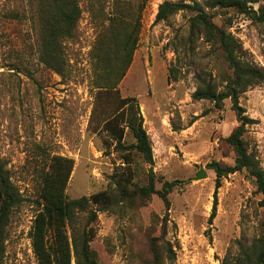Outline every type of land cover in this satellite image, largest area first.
<instances>
[{
  "label": "rangeland",
  "instance_id": "374dc122",
  "mask_svg": "<svg viewBox=\"0 0 264 264\" xmlns=\"http://www.w3.org/2000/svg\"><path fill=\"white\" fill-rule=\"evenodd\" d=\"M35 1L0 0V159L24 199L11 217L4 264H38L31 231L40 210L41 176L54 156L75 161L69 199L115 188L128 173V156L136 185H147L151 172L158 190L165 181L180 182L169 195V211L157 195L118 214L91 205L97 211L89 228L98 264L148 262L152 236H165L173 244L176 259L169 264H222L227 255L250 246L264 232V195L255 178L246 170L230 174L217 190L216 174L208 168L212 162L234 165L235 151L226 139L240 124L237 113L230 99L217 108L192 97L202 83L221 90L231 71L213 47L190 35L192 12L156 22L161 4L183 0H130L146 7L139 47L118 89L123 98L137 99L152 143V164L98 130L105 104L94 112L89 55L100 30L91 11L96 5L109 12L111 1L80 0L83 14L75 38L65 43L70 66L63 77L40 61ZM233 17L230 31L243 57L264 71V28L244 16ZM214 21L222 25L219 17ZM239 105L252 121L243 139L264 171V81L243 93ZM134 143L127 131L124 145ZM201 169L207 177L195 180ZM88 219V213L78 214L81 228Z\"/></svg>",
  "mask_w": 264,
  "mask_h": 264
},
{
  "label": "trees",
  "instance_id": "16d2710c",
  "mask_svg": "<svg viewBox=\"0 0 264 264\" xmlns=\"http://www.w3.org/2000/svg\"><path fill=\"white\" fill-rule=\"evenodd\" d=\"M96 1L98 5L109 1L112 3L109 12L102 7L94 8L96 5L91 11L92 20L100 30L89 55L91 87L96 91L94 112L102 101L105 104L98 130L108 135L118 148H124L128 154L135 151L146 163L152 164V143L137 99L123 98L118 89L139 47L146 3L135 5L130 0ZM182 11L193 13L189 20L190 35L203 39L213 47L231 71L221 90L210 83H202L192 96L197 101L208 100L217 108H221L225 100L230 99L240 123L226 139L235 151L234 165H221L217 162L208 165L216 174V189L221 187L224 177L246 170L255 178L258 192L264 195V171L259 167L255 156L249 153L243 139L246 126L252 121L244 116V110L239 105L243 93L264 81V71L243 57L242 46L230 31L234 25L233 14L244 16L264 28V0L166 1L159 6L156 22H167ZM82 14L80 0L35 1L33 18L39 26L40 61L62 77L70 66L65 43L75 38ZM218 17L222 20V25L215 23L214 20ZM127 131L135 138V143L129 147L124 145ZM125 161L129 165L128 173L115 188L91 198L69 199L67 188L75 161L63 156L51 158L48 169L41 176V200L38 201L40 210L35 216L31 231L38 264H98V256L91 247L94 232L89 228L96 221L97 211L91 210V205H97L98 211L118 214L132 209L138 203L144 206L152 196L157 195L169 211V195L180 182L165 181L161 190H158L156 177L151 172L148 184L138 186L133 182L134 174L129 156L125 157ZM23 200L19 189L11 181L6 164L0 159V264H4L5 260L7 230L12 214ZM261 205L264 207V198ZM79 213L89 214L88 223L83 228L78 223ZM163 222L166 235L167 219ZM149 242L151 259L142 264H169L176 259L174 246L165 236H152ZM222 264H264V232L250 246L242 247L236 256L227 255Z\"/></svg>",
  "mask_w": 264,
  "mask_h": 264
},
{
  "label": "water",
  "instance_id": "95a60500",
  "mask_svg": "<svg viewBox=\"0 0 264 264\" xmlns=\"http://www.w3.org/2000/svg\"><path fill=\"white\" fill-rule=\"evenodd\" d=\"M207 177V173L204 169H201L200 173L197 175L195 180H202Z\"/></svg>",
  "mask_w": 264,
  "mask_h": 264
}]
</instances>
